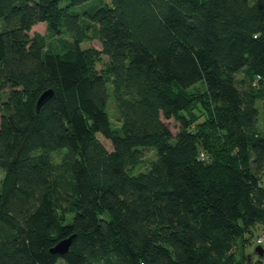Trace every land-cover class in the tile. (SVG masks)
I'll use <instances>...</instances> for the list:
<instances>
[{
  "label": "trees",
  "instance_id": "trees-1",
  "mask_svg": "<svg viewBox=\"0 0 264 264\" xmlns=\"http://www.w3.org/2000/svg\"><path fill=\"white\" fill-rule=\"evenodd\" d=\"M86 1L0 0V264H264V0Z\"/></svg>",
  "mask_w": 264,
  "mask_h": 264
},
{
  "label": "rangeland",
  "instance_id": "rangeland-1",
  "mask_svg": "<svg viewBox=\"0 0 264 264\" xmlns=\"http://www.w3.org/2000/svg\"><path fill=\"white\" fill-rule=\"evenodd\" d=\"M100 4V0H88L86 1L85 4L83 5H78V6H74L72 9L73 10H76V11H79L82 6H88V5H99ZM44 27H45V23L44 22H40L38 23L36 26H33L30 30V33H32L33 31H39V32H44ZM65 37H67V34L65 35ZM80 46L82 48H86V47H89V46H93V47H96V48H99V42L97 39L93 38L92 40L90 41H83ZM102 58L104 59V56H102ZM97 67L99 68L100 67V63L97 64ZM257 88H264V83H259L258 87ZM264 101V97L262 99H259L258 101V106L260 107L259 103ZM107 110H108V113L110 115V118H111V121L113 123V125L116 124V121H115V117H116V112H115V107H114V104L109 102L108 106H107ZM165 122V124L167 125V127L170 129V131L172 132V134H175L176 131L178 130V122L175 121L173 118H170V119H164L163 120ZM263 123V114H262V111L261 109H259V114H258V124L261 126V124ZM99 139L106 145V147H110V144L107 140H105L103 137L99 136ZM218 142H220V139L217 140ZM146 152V155L148 158H152L154 155H153V151L150 150V149H146L145 150ZM200 153L204 152V151H199ZM205 153H202L200 154L201 157H205L206 158V154L204 156ZM138 169H143V166H141L140 168ZM2 176V171L0 169V178ZM261 183L264 184V171L262 172L261 174ZM264 236V227L263 226H257L256 229L254 230V236H250L249 238L247 237V242H246V245H245V249L247 251H251V249H253L258 242H256V238L258 236ZM256 242V243H255ZM262 245H264V239L263 241L261 242ZM57 264H62V262H58Z\"/></svg>",
  "mask_w": 264,
  "mask_h": 264
},
{
  "label": "water",
  "instance_id": "water-1",
  "mask_svg": "<svg viewBox=\"0 0 264 264\" xmlns=\"http://www.w3.org/2000/svg\"><path fill=\"white\" fill-rule=\"evenodd\" d=\"M51 95V90L47 89L40 93L36 100V110L40 107V105ZM74 235H70L68 237H65L61 240H59L53 247H51V251L58 254H64L69 247V244L71 243V240ZM253 252L256 253L259 256H264V248L258 244L253 248Z\"/></svg>",
  "mask_w": 264,
  "mask_h": 264
},
{
  "label": "built area",
  "instance_id": "built-area-1",
  "mask_svg": "<svg viewBox=\"0 0 264 264\" xmlns=\"http://www.w3.org/2000/svg\"><path fill=\"white\" fill-rule=\"evenodd\" d=\"M261 241H262V236H258V237L256 238V242L261 243Z\"/></svg>",
  "mask_w": 264,
  "mask_h": 264
}]
</instances>
